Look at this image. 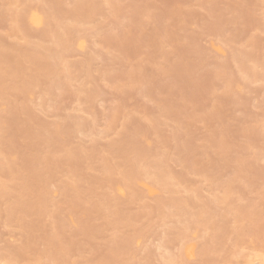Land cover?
<instances>
[{"label": "rangeland", "instance_id": "1", "mask_svg": "<svg viewBox=\"0 0 264 264\" xmlns=\"http://www.w3.org/2000/svg\"><path fill=\"white\" fill-rule=\"evenodd\" d=\"M76 1L0 0L1 55H8L10 51L13 54L14 47L19 49L28 47L35 54L32 60L28 59V62L24 60L16 69L12 67L15 70L8 69L9 66L5 67L4 61L0 62L2 65L0 69L5 68L0 70L3 72L0 76L3 78H0V106L5 105V110L0 108V164H4L1 165L4 168L0 166V189L4 188L3 185L9 189L0 190V248L16 245L22 238L23 234L18 226H26L30 218L23 215L17 222L12 219L13 217H7V213L10 216L14 215L9 213L10 206L13 207L15 203L12 196L17 195L20 186L27 180L26 173L31 168L29 167L31 162H40L39 166L34 165L32 169L38 166L40 175L44 174L42 178L48 192L53 189L59 192L54 199L58 201L56 205L58 207L55 208L54 205L51 208L50 205L48 207L50 212L47 209L39 217L37 230L33 233L35 248L32 246V249L34 248L32 254L30 250L29 253L31 259H34L35 255H40L41 260L29 261L30 264H54L50 256H45L48 248L44 245L43 239L51 236L53 238V235L56 237V231L60 232L61 236L66 233L65 239L67 241L70 239L71 242L66 264L85 262L172 264L171 260L177 261L180 244L195 227L199 229L195 238L188 240L192 243L197 242L196 245L199 247L207 246H204L208 248L207 254L197 253V257L190 258L183 264H215V262L245 264L243 255L249 252V241L254 237L252 230L261 235L258 236L259 239L254 238V241L264 240L262 231L264 226V123L262 122L264 121V0H81L82 3L79 2L80 0L79 3ZM34 6L44 12L47 20L39 30L34 28L25 30L20 24L22 22L19 21L16 26L23 28L22 34L16 30L15 24H12V17L18 10L22 12ZM49 14L53 16L50 17ZM74 18L80 21L77 23ZM59 29L66 30L72 45L83 37L86 41L85 49L80 51L73 46L65 48L66 50L60 48V44L53 36V33ZM35 46L37 50L33 49ZM218 47L225 52L224 55L217 49ZM43 56L48 66L52 67L55 63L54 66L59 68L57 74L46 73L45 70L43 72L46 74L42 72L36 77L33 70L29 71L34 64L33 60L38 57L44 58ZM64 62L69 63L68 67L71 70L68 72L71 74L63 71L61 64H65ZM129 65L136 67L132 79H127L128 76L125 75ZM252 66H256V72L250 75L248 71ZM235 83H238L241 89L238 90ZM229 84L231 87L228 86ZM28 91L32 93V99L27 96ZM91 108L94 109L91 111ZM112 113L115 115L113 123L108 126L106 124ZM123 117L126 120H123ZM55 124L61 126L60 131L64 130L59 136L55 134ZM137 132L138 135L140 132L146 133L144 135L147 136L146 139L153 143L148 147L142 139V142L144 141L142 145L136 135ZM117 135L121 140L116 137ZM134 137L138 139L135 141ZM113 140L115 142L119 140L118 142L123 145L134 141L135 144L144 147H139L142 153H137V156L133 153L124 154ZM31 152L32 154H29ZM14 153L16 158L11 160ZM124 155L128 156L126 159L130 158L129 161L132 157L131 169L133 173H138L136 174L138 179H143L145 183L156 187L158 185L151 177H148L149 179L144 177L146 170L148 173L153 172V168H149L150 170L146 168L150 166L149 162L156 160L157 164L159 162L160 165L163 164V178H166L165 180L162 178V182L166 184L172 182L168 177L171 174L176 181H180L181 186L175 188L171 185L172 189L167 187L171 191L173 188L177 190L168 193V189L163 191L158 185L159 194L149 196L143 192L132 200L127 197L128 199L123 198L125 199L123 201L119 198L116 202L111 200V203L101 202L103 194L108 191L109 194L110 191L113 192L111 186L107 185L108 182L113 186L119 182L125 192L130 191L128 187L123 186V179L118 173L123 167ZM48 156L50 158H47ZM44 158L49 162L44 163ZM101 159L106 161V169L104 167L103 171L99 166ZM7 164L10 166L8 167ZM10 167L14 171L19 167V170L10 173L8 172ZM77 176L82 179H77ZM96 180L98 183L95 182ZM203 184L205 186H202ZM184 186L188 189H183ZM225 187L227 189L223 191ZM193 188L197 190L195 199L192 197L195 193L192 192ZM226 191L229 192L225 193ZM223 195H226V199ZM171 197L175 199L172 200ZM68 200L71 204H76H73L75 207L69 208L71 204ZM187 201L189 204H186ZM178 202L183 205L179 206ZM248 204L256 210V216L251 217L252 221L250 216L243 215L240 210L248 207ZM14 206L16 209L14 207L12 209L18 210L19 204ZM201 206L204 208L202 209ZM198 207L205 211L201 223L195 221V216H192V212L197 213L194 209L198 211ZM68 212L72 215L76 227L68 224L65 216ZM236 216L240 218V222ZM63 218L65 222L67 221V225L63 223ZM60 223L63 224L61 228ZM209 223L210 226L215 224L217 230H225L224 233L220 230L215 233L216 236L213 235L214 231L209 230ZM53 225H56V229ZM234 226H239L238 230L241 228L239 231L242 230V235L236 236L237 233H231ZM238 237L240 240L242 238L243 244L240 245L242 247H234ZM115 240L116 243L113 245ZM237 250H241L243 255L236 260L232 253ZM221 258L226 260L223 262Z\"/></svg>", "mask_w": 264, "mask_h": 264}, {"label": "bare ground", "instance_id": "2", "mask_svg": "<svg viewBox=\"0 0 264 264\" xmlns=\"http://www.w3.org/2000/svg\"><path fill=\"white\" fill-rule=\"evenodd\" d=\"M75 1V0H74ZM79 0H77L76 2L77 3H79V2H81V0L78 2ZM83 1V0H82ZM232 2V1H231ZM82 3V2H81ZM83 3H85V2H83ZM233 3H234V1H233ZM243 3V2H242ZM76 4V3H75ZM93 4V3H92ZM248 4V3H247ZM77 5V4H76ZM231 5V4H230ZM234 5H236V4H234ZM81 7V6H80ZM240 7V6H239ZM15 8H17V7H15ZM250 9V8H249ZM16 11H17V9H16ZM89 11V10H88ZM140 11H141V9H140ZM21 11H17V12H15L14 13V15H13V17H12V24L14 25V27L16 28V30L17 31H19L20 33H22L23 31H22V29L23 28H20L19 26L17 27L16 25V23H19V21H21L22 23H20V24H22V27H25L24 29L26 30V29H29V28H34L35 30H39V29H42V26H43V24H44V21L45 20H47V17L45 16V14H44V12L39 8V7H37V6H34V7H28V8H26L25 10H23L21 13H20ZM139 12V11H138ZM246 12V11H245ZM253 13V12H252ZM52 14V13H51ZM89 14V13H88ZM0 15H1V13H0ZM50 15V14H49ZM53 15H50V17H52ZM1 17V16H0ZM75 17V16H74ZM77 17V16H76ZM55 18V17H54ZM75 19V18H74ZM53 20V19H52ZM71 20V19H70ZM75 20H77V23H78V21H80V19H75ZM81 21H82V19H81ZM239 21V20H238ZM76 22V21H75ZM84 23V22H83ZM86 23H87V21H86ZM252 23V22H251ZM56 24V23H55ZM12 25V26H13ZM48 25V24H47ZM60 25V24H59ZM137 25V24H136ZM261 26V25H260ZM55 27V26H54ZM126 27V26H125ZM140 27V26H139ZM53 28V27H52ZM57 29H58V25H57V27H56ZM71 28L72 27H70V30H71ZM138 28V27H137ZM142 28V27H141ZM65 29V28H64ZM68 29V27L66 28V30ZM66 30H62L61 31V29H59V30H56V32H58V33H53V36H55V38H56V40H57V43H59L60 44V48H63V50L66 48L67 49V47L69 48V46H73L74 47V49H77V50H80V51H83L84 49H85V46H86V41H85V39L82 37V38H79L78 40H76L74 43H73V45H72V43H70V40H69V38H68V35H67V33H66ZM126 30V29H125ZM16 31V32H17ZM22 31V32H21ZM54 31H55V29H54ZM61 31V32H60ZM68 31V30H67ZM119 32H120V30H119ZM43 33V32H42ZM69 33V32H68ZM14 34V33H13ZM23 34V33H22ZM70 34H71V32H70ZM117 34H118V32H117ZM120 34V33H119ZM125 34H126V31H125ZM124 34V35H125ZM138 34V33H137ZM123 35V34H122ZM113 36V35H112ZM126 36V35H125ZM133 37V36H132ZM139 37V36H138ZM25 38V37H24ZM71 38V37H70ZM106 38V37H105ZM113 39V38H112ZM252 39V38H251ZM71 41H72V39H71ZM121 41V40H120ZM42 42V41H41ZM56 42V41H55ZM124 42V41H123ZM127 42V41H126ZM129 42V41H128ZM39 43V42H38ZM56 43V44H57ZM41 44V43H40ZM132 45H133V43H132ZM130 46V45H129ZM253 46H254V44H253ZM34 47V46H33ZM38 47H39V45H38ZM15 48V50L14 49H12V50H14L13 52L15 53H13V54H11L12 52L10 51L9 52V54L8 55H1V52H0V62L1 61H4V66L5 67H8V69H11L12 67L13 68H15L16 69V67H18V65H22V62L25 60V61H27L28 62V59L29 60H32L31 58H32V56H34L35 54L34 53H32V52H34L33 50H30V48H28L27 47V49L26 48H22L21 49V47H20V49L17 47H14ZM32 48V47H31ZM254 48V47H253ZM33 49H36V46H35V48H33ZM65 49V50H66ZM73 49V48H72ZM220 52H223V50L220 48V47H218L217 48ZM37 50V49H36ZM35 50V51H36ZM59 50H61V49H59ZM59 50H58V52H59ZM48 51V50H47ZM126 51V50H125ZM52 52H53V50H52ZM61 52H62V50H61ZM191 52V51H190ZM49 53V52H48ZM51 53V52H50ZM224 53L225 52H223V54L222 55H224ZM3 54V53H2ZM56 55H57V53H55ZM192 54V53H191ZM196 54V53H195ZM59 55H60V53H59ZM59 55L57 56L58 58H59ZM62 55V54H61ZM40 56V55H39ZM50 57H51V55H49ZM198 56V55H197ZM257 56V55H256ZM44 58H35V60H33L34 61V64L36 65V66H34L33 67V65L34 64H32V69L30 68V70L29 71H31V70H33V72L35 73V75H36V77L38 76V74L40 73H42L43 71H45L46 70V73L47 72H50V74L51 73H55V74H57V72L59 71V68L57 67V66H54L55 65V63H53V66L52 67H50V65L48 66V63H47V60L45 59V56H43ZM53 57V56H52ZM192 57V56H191ZM190 57V58H191ZM128 58V57H127ZM258 58V57H257ZM256 58V59H257ZM46 61H45V60ZM50 59V58H49ZM124 59H125V57H124ZM255 59V58H254ZM260 59V58H259ZM69 60V59H68ZM91 60V59H90ZM130 60V59H129ZM192 60V59H191ZM195 60V59H194ZM55 61V60H54ZM65 61V60H64ZM85 61V60H84ZM179 61V60H178ZM186 61V60H185ZM188 61V60H187ZM264 61V60H263ZM36 62L38 63V64H36ZM62 62V61H61ZM60 62V63H61ZM66 62V61H65ZM64 62V63H65ZM39 63H42L41 65H39ZM131 63V62H130ZM179 63H181V62H179ZM194 63V62H193ZM30 64V63H29ZM50 64V63H49ZM59 64V63H58ZM69 64V63H68ZM68 64H61V67H62V69H63V71L65 70V72L67 71L68 72V70L70 71L71 69H69V67H68ZM163 64H165V63H163ZM188 64V63H187ZM256 64V63H255ZM31 65V64H30ZM29 65V66H30ZM63 65V66H62ZM89 65V64H88ZM87 65V66H88ZM159 65V64H158ZM190 65V64H189ZM188 65V66H189ZM3 66V67H4ZM59 66H60V64H59ZM130 66V65H129ZM173 66H175V65H173ZM181 66H182V68H183V65L181 64ZM195 66V65H194ZM246 66H248V65H246ZM245 66V67H246ZM61 67H60V69H61ZM244 67V66H243ZM0 68H2V65H0ZM12 68V69H13ZM70 68H72V66L70 67ZM91 68V67H90ZM172 68V67H171ZM186 68V67H185ZM220 68V67H219ZM218 68V69H219ZM249 68H250V70H249ZM249 68H247V70L246 71H248L249 73H250V75H253L256 71V66H252V67H249ZM15 69H13V70H15ZM27 69V68H26ZM139 69V68H138ZM158 69V68H157ZM242 69H246V68H242ZM0 70H5V68L4 69H0ZM28 70V69H27ZM134 70H136V67L134 68L133 66H130L129 68H128V71H126L125 73V75L126 76H128V77H126L127 79H129V78H131L132 79V76H133V74H134ZM178 70H179V68H178ZM190 70V69H189ZM216 70V69H215ZM223 70V69H222ZM8 71H10V73H14V72H12L11 70H8ZM25 71V70H24ZM61 71V70H60ZM159 71H161V70H159ZM182 71V70H181ZM181 71H177V72H181ZM188 71V70H187ZM186 71V72H187ZM194 71V70H193ZM199 71V70H198ZM217 71V70H216ZM224 71V70H223ZM137 72H139V71H137ZM136 72V73H137ZM241 72H243V70H241ZM3 72H1L0 71V76H2L1 74H2ZM30 73V72H29ZM44 73V72H43ZM46 73H44V74H46ZM68 73H70L71 74V72H68ZM104 73V72H103ZM122 73V72H121ZM140 73V72H139ZM189 73V72H188ZM187 73V74H188ZM197 73V72H196ZM204 73V72H203ZM252 73V74H251ZM24 74V73H23ZM27 74V73H26ZM65 74V73H64ZM248 74V73H247ZM28 75V74H27ZM137 75V74H136ZM190 75H191V73H190ZM195 75V74H194ZM242 75H243V73H242ZM30 76V75H29ZM66 76V75H65ZM67 76H68V74H67ZM121 76H123V75H121ZM138 76V75H137ZM199 76V75H198ZM197 76V77H198ZM32 77V76H31ZM35 77V78H36ZM44 77V76H43ZM43 77L41 78V79H43ZM100 77V76H99ZM101 77H104V76H101ZM134 77V76H133ZM191 77H193V74L191 75ZM1 78V77H0ZM67 78V77H66ZM145 78V77H144ZM194 78V77H193ZM207 78V77H206ZM1 79H3V78H1ZM37 79V78H36ZM26 80V79H25ZM30 80V79H29ZM32 80V79H31ZM86 80V79H85ZM193 80V79H192ZM65 81H66V79H65ZM106 81V80H105ZM194 81V80H193ZM201 81V80H200ZM203 81V80H202ZM67 82V81H66ZM89 82H91V80L89 81ZM117 82V81H116ZM121 83V82H120ZM119 83V84H120ZM126 83H128V82H126ZM146 83V82H145ZM200 83V82H199ZM202 83V82H201ZM232 83V82H231ZM122 84H124V83H122ZM236 84V83H235ZM238 84V83H237ZM236 84V86H237V88H238V90L239 89H241V86L238 84L237 85ZM121 85V84H120ZM120 85H118L119 87H120ZM204 86H205V84H203ZM215 85V84H214ZM60 86H62V85H60ZM129 86V85H128ZM208 86H210V85H208ZM229 87H231L230 86V84L228 85ZM227 86V87H228ZM49 87V86H48ZM117 87V86H116ZM119 87H117V88H119ZM121 87H123V86H121ZM144 87V86H143ZM193 87V86H192ZM198 87H199V85H198ZM201 87H203V86H201ZM216 87V86H215ZM132 88V87H131ZM130 88V89H131ZM218 88V87H217ZM215 89V88H214ZM229 89H231V88H229ZM95 90V89H94ZM123 90V89H122ZM127 90V89H126ZM92 91V90H91ZM128 91V90H127ZM209 91V90H208ZM141 92V91H140ZM204 92H205V90H204ZM77 93V92H76ZM129 93V92H128ZM226 93H227V91H226ZM233 93V92H232ZM26 94H28L27 96L30 98V99H32V93H30L29 91L26 93ZM100 94V93H99ZM76 95V94H75ZM82 95H84V94H82ZM228 95V94H227ZM98 96V95H97ZM125 96H126V94H125ZM215 96V95H214ZM213 96V97H214ZM229 96V95H228ZM79 97V96H78ZM230 97V96H229ZM89 98H91V96H89ZM89 98H87L88 100H90ZM231 98V97H230ZM78 99V98H77ZM82 99V98H81ZM86 99V98H85ZM92 99V98H91ZM120 101V100H119ZM90 102V101H89ZM178 102V101H177ZM180 102V101H179ZM78 103V102H77ZM117 103V102H116ZM220 103V102H219ZM170 104H172V103H170ZM174 104V103H173ZM7 105V104H6ZM86 105V104H85ZM162 105V104H161ZM172 106V105H171ZM91 107V106H90ZM115 107V106H114ZM116 107H117V105H116ZM213 107H215V106H213ZM0 108L3 110H5V105H2L1 104V106H0ZM161 108V107H160ZM218 108H220L219 106H218ZM26 109V108H25ZM88 109V108H87ZM92 109H94V108H91V111H92ZM167 109V108H166ZM182 109V108H181ZM80 110V109H79ZM125 111H126V109H125ZM183 111V110H182ZM185 111V110H184ZM214 111V110H213ZM212 111V112H213ZM218 111V110H217ZM216 111V112H217ZM1 112H3V111H1ZM116 112V111H115ZM123 112V111H122ZM176 112V111H175ZM86 113V112H85ZM114 113V112H113ZM112 113V115H111V118H109V121H108V124H106V125H108V126H110V124L111 123H113V116H115L114 114ZM221 113V112H220ZM94 114V113H93ZM107 114V113H106ZM124 114V113H123ZM217 114H218V112H217ZM20 115V114H19ZM219 115V114H218ZM105 116V115H104ZM110 116V115H109ZM130 116V115H129ZM208 116H210V115H208ZM76 117V116H75ZM30 118V117H29ZM70 118V117H69ZM124 118V117H123ZM27 119V118H26ZM149 119V118H148ZM187 119V118H186ZM185 119V120H186ZM189 119V118H188ZM263 119V118H262ZM123 120H126L125 118L123 119ZM93 121V120H92ZM129 121H130V119H129ZM91 122V121H90ZM116 122V121H115ZM122 122V121H121ZM149 122V121H148ZM147 122V123H148ZM152 122V121H151ZM246 122V121H245ZM263 123H264V121H262ZM58 123V122H57ZM86 123V122H85ZM251 123H252V121H251ZM52 124H54V123H52ZM62 124V123H61ZM80 124H82L81 122H80ZM95 124V123H94ZM93 124V125H94ZM120 124V123H119ZM179 124V123H178ZM241 124V123H240ZM56 126H54L55 127V134H57L58 136L59 135H61V131H60V129H61V126L59 125V124H55ZM3 126V125H2ZM48 126H49V124H48ZM52 126V125H51ZM79 126H81V125H79ZM82 126H83V124H82ZM135 126H137V125H135ZM224 126V125H223ZM226 126V125H225ZM239 126V125H238ZM19 127V126H18ZM30 127V126H29ZM77 127V126H76ZM104 127V126H103ZM128 127V126H127ZM131 127V126H130ZM146 127V126H145ZM187 127V126H186ZM222 127V126H221ZM242 127V126H241ZM255 127V126H254ZM262 127V126H261ZM3 128V127H2ZM99 128V127H98ZM150 128V127H149ZM47 129V128H46ZM97 129V128H96ZM255 129V128H254ZM253 129V130H254ZM258 129V128H257ZM95 130V129H94ZM186 130V129H185ZM260 130V129H259ZM262 130V129H261ZM64 131V130H63ZM62 131V132H63ZM87 131V130H86ZM89 131V130H88ZM119 131V130H118ZM144 131V130H143ZM187 131V130H186ZM210 131H212V129L210 130ZM220 131V130H219ZM249 131V130H248ZM37 132V131H36ZM98 132V131H97ZM108 132V131H107ZM121 132V131H120ZM250 132V131H249ZM89 133V132H88ZM119 133V132H118ZM126 133V132H125ZM145 133V132H144ZM222 133V132H221ZM247 133V132H246ZM35 134V133H34ZM62 134H64V133H62ZM66 134V133H65ZM121 134H122V132H121ZM131 134V133H130ZM136 134V133H135ZM140 135H138V132H137V134L136 135H138V137H139V141H140V143H142V145L144 144V143H146L145 145L146 146H148V145H150L151 143H153V142H151V140H149V139H146V137L147 136H144L145 134H143L142 132H140L139 133ZM227 134V133H226ZM250 134H251V132H250ZM28 135V134H27ZM42 135V134H41ZM69 135V134H68ZM119 135V134H118ZM116 136V137H119V140H121V137L120 136ZM185 135V134H184ZM216 135V134H215ZM29 136V135H28ZM57 136V137H58ZM97 136V135H96ZM102 136H103V134H102ZM124 136H125V134H124ZM124 136H123V139H124ZM131 136V135H130ZM45 137H47V136H45ZM51 137V136H50ZM112 137H114V136H112ZM133 137V136H132ZM138 137H136V139H135V137L133 138V139H135V141L138 139ZM67 139H68V137H67ZM130 139H131V137H130ZM142 139L143 140H145V142L143 143L142 142ZM61 140V139H60ZM65 140V139H64ZM63 139H62V141H64ZM117 140V139H116ZM118 140V141H119ZM211 140V139H210ZM222 140V139H221ZM114 141V140H113ZM115 142L116 143V145L118 146L119 145V148H121L120 150L121 151H123L124 152V154L126 153V154H131V153H133L134 155H136L137 153H142L141 151L142 150H140V148L139 147H141V146H139L138 145V143H136L135 144V142L134 141H132V143H129V144H127V145H123V144H121L120 142ZM138 141V142H139ZM45 142V141H44ZM109 142V141H108ZM207 142V141H206ZM246 142V141H245ZM61 143V142H60ZM63 143V142H62ZM69 143V142H68ZM67 143V144H68ZM220 143H222V142H220ZM219 143V144H220ZM66 144V142L64 143V145ZM70 144V143H69ZM90 144H92V143H90ZM109 144V143H108ZM36 145V144H35ZM59 145H62V144H59ZM80 145V144H79ZM88 145V144H87ZM110 145V144H109ZM114 146H115V144H113ZM206 145V144H205ZM67 146V145H66ZM74 146V145H73ZM116 146V147H117ZM179 146V145H178ZM193 146V145H192ZM198 146V145H197ZM215 146V145H214ZM37 147V146H36ZM70 147V146H69ZM142 147H144V146H142ZM149 147V146H148ZM205 147V146H204ZM31 148V147H30ZM30 148H28V149H30ZM43 148V147H42ZM110 148V147H109ZM188 148V147H187ZM229 148H231V147H229ZM66 149H68V148H66ZM81 149V148H80ZM94 149V148H93ZM117 149H118V147H117ZM143 149V148H142ZM244 149V148H243ZM242 149V150H243ZM32 150V149H31ZM105 150V149H104ZM110 150V149H109ZM116 150V149H115ZM222 150V149H221ZM249 150H250V148H249ZM48 151V150H47ZM57 151V150H56ZM71 151V150H70ZM82 151V150H81ZM111 151V150H110ZM120 151V152H121ZM247 151V150H246ZM28 152V151H27ZM35 152H37L36 150H35ZM34 152V153H35ZM117 152V151H116ZM129 152V153H128ZM143 152H144V150H143ZM182 152V151H181ZM207 152V151H206ZM77 153V152H76ZM75 153V154H76ZM84 153V152H83ZM87 152L85 151V155H87L86 154ZM92 153V152H91ZM236 153V152H235ZM249 153V152H248ZM6 154V153H5ZM15 154L16 153H14V155H12L11 156V160H15ZM29 154H32V152L31 153H29ZM68 154H69V152H68ZM71 154H72V156H73V152H71ZM70 154V155H71ZM115 154V153H114ZM223 154V153H222ZM246 154V153H245ZM262 154H263V152H262ZM9 155V154H8ZM7 155V156H8ZM34 155V154H33ZM69 155V156H70ZM77 155V154H76ZM79 155V154H78ZM84 155V156H85ZM88 155H89V153H88ZM141 155H143V154H141ZM197 155V154H196ZM217 155V154H216ZM240 155V154H239ZM47 156V155H46ZM68 156V155H67ZM137 156V155H136ZM135 156V157H136ZM144 156V155H143ZM142 156V157H143ZM202 156V155H201ZM214 156V155H213ZM212 156V157H213ZM253 156V155H252ZM2 157V156H1ZM5 157L6 156H4L3 158L5 159ZM35 157V156H34ZM64 157H65V155H64ZM74 157V156H73ZM82 157V156H81ZM93 157V156H92ZM100 157V156H99ZM126 157H128L127 155H124L123 156V167H122V169H121V171H119L118 173L120 174V176H121V178L123 179V181H122V184H124L123 186H126V187H128V189L130 190V191H128L129 192V194H128V192H125L124 190H123V187H120V185H119V182H117L116 184H114V186L113 185H110V183L108 182V186H111V190L113 191L112 193H113V196H112V193H111V191H110V194H109V191L107 192L109 195H111L110 197H109V195L107 194V193H105V194H107L106 196H105V194H103L104 196L100 199L101 200V202H103V201H106V202H108V203H111V201L113 202H116L119 198H121V201H123V200H125V199H128L127 197H130L129 199L130 200H132L133 199V197H135V196H137L138 194H142L143 192H146L145 193V195H152V194H159V192H160V190H159V186H161L162 188H163V191H165V189L167 190L171 185H172V187L173 186H175V188L177 187V186H181V183H180V181L178 182V181H176L175 180V178H173V175H171V174H167L168 175V177L171 179V181L172 182H170V183H168V184H166V183H164V182H162L163 181V179L164 178H166V177H164L163 178V176H164V172H163V167H162V165L163 164H161L160 165V162H159V160H158V162H159V164H157L156 163V160H154L155 162H149L150 163V166L148 167H146V168H148V170H150L149 168H153V172H151V173H148V171L146 170L145 171V174H144V177H151L152 179H153V181L156 183V184H158L157 185V187L156 186H154V185H150V184H147V183H145L144 182V180L143 179H138V177L136 176V174H138V173H133L134 171L131 169L132 167L130 166L131 164H130V162H132L133 160H132V157H131V160L129 161V159L130 158H127L126 159ZM130 157V156H129ZM148 157V156H147ZM203 157V156H202ZM248 157H250V156H248ZM257 157V156H256ZM3 158H2V160H3ZM46 158V157H45ZM45 158H44V160H45ZM47 158H50V156H48ZM76 158V157H75ZM105 158V157H104ZM117 158V157H116ZM163 158V157H162ZM161 158V159H162ZM200 158V157H199ZM220 158V157H219ZM222 158V157H221ZM225 158V157H224ZM8 159H9V157H8ZM53 159V158H52ZM51 159V160H52ZM67 159H68V157H67ZM67 159H65V160H67ZM90 159V158H89ZM97 159H99L98 157H97ZM107 159V158H106ZM134 159V158H133ZM218 159V158H217ZM246 159H247V157H246ZM249 159V158H248ZM1 160V159H0ZM6 160H7V158H6ZM47 160L48 159H46L45 161H43L44 163H48L47 162ZM55 160V159H54ZM163 160V159H162ZM200 160V159H199ZM206 160V159H205ZM20 161V160H19ZM33 161V160H32ZM35 161V160H34ZM73 161V160H72ZM71 161V162H72ZM75 161H77V160H75ZM75 161H74V163H75ZM85 161V160H84ZM83 161V162H84ZM88 161V160H87ZM135 161V160H134ZM201 161V160H200ZM236 161V160H235ZM3 162H4V160H3ZM10 162V161H9ZM8 162V163H9ZM30 162V161H29ZM36 162V161H35ZM42 162V161H41ZM51 162V161H50ZM57 162V161H56ZM70 162V161H69ZM114 162V161H113ZM162 162V161H161ZM205 162V161H204ZM224 162V161H223ZM7 163V162H6ZM21 163V162H20ZM33 163V164H32ZM40 163V162H39ZM39 163H34V162H31V166H29V167H31L30 168V170L26 173L27 174V180L20 186L21 187V189H20V191L17 193V195L15 196V197H13L12 196V198H14V202L15 203H17V204H19V208H18V210H14V209H12L13 207L16 209V206H14V205H17V204H15L14 203V205H12V203H11V205L13 206V207H11L10 205V208H11V210H13V211H11L10 210V212L9 213H12V214H14V215H12V216H10V214H8L7 213V217L9 216V217H13L12 219L13 220H15V221H17V222H19L20 220V218L23 216V215H26V216H28L30 219H29V221L27 222V224H26V226H18V228H20L21 229V233L23 234L22 235V238L20 239V242L18 243V244H16V245H11V246H8V247H5V248H3V249H1L0 248V264H30L29 263V261H38V260H41V256L40 255H35L34 256V259H31L32 257L30 256V253H31V251L35 248V246H34V243H35V241H34V232L37 230V226H38V224H39V221H40V219H39V217H41V215L47 210V211H49L50 212V210H49V208L48 207H50V205H52L51 206V208L55 205V208L56 207H58V206H56L57 205V203H58V201L56 202V201H54V199L55 198H57V196H58V194H59V192L57 191V190H54L53 189V191H47L46 190V188H45V184H44V179L42 178L43 177V175L41 176L40 175V171L38 170L39 169ZM77 163V162H76ZM80 162H78V164H79ZM110 163H111V161H110ZM138 163V162H137ZM143 163H144V161H143ZM148 163V162H147ZM148 163V164H149ZM202 163V162H201ZM207 163V162H206ZM243 163V162H242ZM245 163V162H244ZM263 163V162H262ZM15 164V163H14ZM19 164V163H18ZM81 164V163H80ZM145 164V163H144ZM233 164V163H232ZM1 165H3L4 166V164H0V166ZM34 165H38L37 166V168H36V166H35V168H33L32 169V166L34 167ZM107 165H109V162H108V160H107ZM113 166H114V164H112ZM133 165H135V164H133ZM140 165V164H139ZM194 165V164H193ZM7 166L9 167L10 165H8L7 164ZM11 166L13 167H15V165H12L11 164ZM45 166H47V164H45ZM99 166H101L102 167V171L103 170H105L106 169V161H105V159L103 160V159H101V162L99 161ZM136 166V165H135ZM142 166V165H141ZM167 166V165H166ZM201 166V165H200ZM232 166V165H231ZM238 166V165H237ZM242 166V165H241ZM253 166V165H252ZM2 167V166H1ZM6 167V166H5ZM19 167H20V165H19ZM19 167H18V169H16L15 168V170L17 171V170H19ZM42 167H44V165L42 166ZM73 167V166H72ZM101 167H100V169H101ZM104 167H105V169H104ZM111 167V166H110ZM109 167V168H110ZM120 167V166H119ZM119 167H117L118 169H120ZM2 168H4V167H2ZM108 168V169H109ZM212 168V167H211ZM6 169H8L7 167H6ZM200 169H201V167H200ZM1 170V169H0ZM45 170V169H44ZM48 170V169H47ZM71 170V169H70ZM152 170V169H151ZM208 170V169H207ZM215 170V169H214ZM16 171H14V170H12L11 169V167H10V171H8V172H10V173H12V172H16ZM25 171V170H24ZM51 171H53V170H51ZM74 171V170H73ZM72 171V172H73ZM136 171V170H135ZM216 171V170H215ZM263 171V170H262ZM75 172V174H76V171H74ZM74 172H73V176L75 177V174H74ZM106 172V171H105ZM108 172V171H107ZM210 172V171H209ZM111 173V172H110ZM205 173V172H204ZM263 173H264V171H263ZM19 174V173H18ZM46 174H49V173H46ZM72 174V173H71ZM115 174V173H114ZM247 174V173H246ZM78 175V174H77ZM209 175H211L210 173H209ZM234 175V174H233ZM16 176V175H15ZM212 176V175H211ZM6 177V176H5ZM8 177V176H7ZM78 177V178H77ZM76 178L77 179H80L81 177H79V176H77ZM82 177H84L85 178V176H82ZM235 177V176H234ZM254 177V176H253ZM261 177V176H260ZM13 178V177H12ZM47 178V177H46ZM75 178V179H76ZM83 178V179H84ZM90 178V177H89ZM163 178V179H162ZM212 178V177H211ZM82 179V178H81ZM96 179H98V178H96ZM149 179V178H148ZM173 179V180H172ZM5 180V179H4ZM146 180V179H145ZM165 180V179H164ZM178 180V179H177ZM208 180H209V178H208ZM98 181H99V179H98ZM98 181L96 180L95 182H97L98 183ZM108 181V180H107ZM112 182V181H111ZM114 182V181H113ZM229 182V181H228ZM1 183V182H0ZM87 183H89V182H87ZM91 183V182H90ZM105 183V182H104ZM226 183V182H225ZM63 184V183H62ZM64 184H65V186H67L66 185V182H64ZM63 184V185H64ZM68 184V183H67ZM102 184V182H100V185ZM206 184V183H205ZM216 184V183H215ZM62 185V186H63ZM89 185V184H88ZM207 185V184H206ZM231 185V184H230ZM69 186V185H68ZM73 186V185H72ZM202 186H205L204 184L202 185ZM3 187L4 188H2L1 187V189L0 190H3V191H6V190H9V189H6V187L3 185ZM19 187V188H20ZM58 187H60V186H58ZM64 187V186H63ZM63 187H62V189H63ZM168 187V188H167ZM183 187V186H182ZM185 187V186H184ZM223 187V186H222ZM109 188V187H108ZM170 189H172L171 187H170ZM170 189H168V193H170V192H177V190H174V188H173V190L171 191ZM183 189H188V188H183ZM208 189V188H207ZM224 189H227L226 187L225 188H223V191H224ZM74 190V189H73ZM78 190V189H77ZM82 191V190H81ZM162 191V192H163ZM196 189L195 188H193V190H192V192L194 193L193 195L194 196H192V197H194V199L197 197V193H196ZM231 191V190H230ZM115 192H116V194L117 195H115ZM210 192V191H209ZM229 191H226L225 193H228ZM1 193V192H0ZM63 193V192H62ZM208 193V192H207ZM233 193V192H232ZM174 194V193H173ZM213 195V194H212ZM11 196V195H10ZM100 196V195H99ZM117 196V197H116ZM215 196V195H214ZM226 195H223V198L224 199H226V197H225ZM227 196H228V194H227ZM166 197V196H165ZM6 198V197H5ZM4 198V199H5ZM11 198V197H10ZM123 198H125V199H123ZM170 198V197H169ZM172 198H174V197H171V199ZM189 198V197H188ZM187 198V199H188ZM230 198V197H229ZM161 199V198H160ZM166 199V198H165ZM171 199H169V200H171ZM175 199V198H174ZM174 199H172V200H174ZM186 199V200H187ZM209 199V198H208ZM212 199V198H211ZM215 199H217V198H215ZM223 199V200H224ZM72 200V199H71ZM111 200V201H110ZM186 200H184V201H186ZM193 200V199H192ZM219 200V199H218ZM11 201V200H10ZM12 201V202H13ZM69 202L68 203H70V200H68ZM78 201V200H77ZM96 201V200H95ZM127 201H129V200H127ZM189 201V200H188ZM188 201L186 202V204L188 203ZM227 201V203H229V201L228 200H226ZM64 202V201H63ZM100 202V201H99ZM119 202V201H118ZM171 202V201H170ZM176 202V201H175ZM175 202H174V204H175ZM181 202V201H180ZM196 202V201H195ZM4 203V202H3ZM6 203V202H5ZM157 203V202H156ZM169 203V202H168ZM179 203V202H178ZM184 203V202H183ZM201 203V202H200ZM227 203H225V205L227 204ZM240 203V202H239ZM71 204V203H70ZM74 203H72L71 205H69V208L71 207L72 208V206L73 207H75L74 205H76V204H74ZM94 204V203H93ZM98 204V203H97ZM173 204V205H174ZM185 204V203H184ZM189 204V203H188ZM191 204H192V202H191ZM224 204V203H223ZM230 204H231V202H230ZM2 205V204H1ZM62 205V204H61ZM181 205H183V204H181ZM180 205V203H179V206H181ZM208 205V204H207ZM97 205H95V207H96ZM169 206H171V203L169 204ZM175 206H176V204H175ZM174 206V207H175ZM185 206V205H184ZM189 206V205H188ZM206 206V205H205ZM237 206V205H236ZM6 207V206H5ZM173 207V208H174ZM194 207H195V205H194ZM202 207V209L204 208L203 206H201ZM201 207H198L197 209H198V211H196V209H194L195 210V212H197V213H195L194 214V212H192L193 213V217L194 218H196V220L195 221H198L199 223H201L203 220H204V214H205V211L204 210H202V209H200ZM207 207V206H206ZM210 207V206H209ZM212 207V206H211ZM239 207H241V206H239ZM9 208V207H8ZM62 208V207H61ZM64 208V207H63ZM149 208L152 210V207L151 206H149ZM158 208V207H157ZM176 208V207H175ZM188 208V207H187ZM187 208H185V209H187ZM192 208V207H191ZM223 208V207H222ZM221 208V209H222ZM259 208V207H258ZM54 209V208H53ZM83 209V208H82ZM178 209H180V207H178ZM177 209V210H178ZM208 209V208H207ZM212 209V208H211ZM236 209V208H235ZM238 209V208H237ZM52 210V209H51ZM58 210V209H57ZM85 210V209H84ZM100 210V209H99ZM173 210V209H172ZM177 210H175V211H177ZM181 210H183V209H181ZM226 210V209H225ZM241 210V213L243 214V215H247V216H250V218L252 217H255L256 215H255V212H256V210H255V208L254 207H252V206H250L249 204H248V207H246V208H242V209H240ZM240 210L238 211V213L240 212ZM5 211V210H4ZM15 211V212H14ZM207 211V210H206ZM14 212V213H13ZM52 212H54L53 210H52ZM56 212H58L59 213V211H56ZM61 212H64V210L62 211L61 210ZM60 212V213H61ZM67 212V211H66ZM178 212V211H177ZM189 212V211H188ZM221 212V211H220ZM6 213V212H5ZM169 213H171V211L169 210ZM176 213V212H175ZM185 213V212H184ZM208 213V211L206 212V214ZM237 213V214H238ZM36 214V215H35ZM62 214V213H61ZM83 214V213H82ZM81 214V215H82ZM191 214V213H190ZM232 214V213H231ZM260 214H262V213H260ZM6 215V214H5ZM35 215V216H34ZM208 215V214H207ZM253 215V216H252ZM255 215V216H254ZM57 216V215H56ZM59 216H60V214H59ZM58 216V217H59ZM65 216L67 217V221H68V224H70V225H73L72 227H76V223L74 222V220H73V217H72V215L68 212V214H65ZM186 216V215H185ZM245 216H243V217H245ZM63 217V216H62ZM184 217V216H183ZM237 217V216H236ZM242 217V216H241ZM43 218V217H42ZM60 218V217H59ZM65 218V217H64ZM63 218V219H64ZM186 218V217H185ZM191 218V217H190ZM209 218V217H208ZM252 218L250 219L251 221H252ZM264 218V217H263ZM61 220H62V218H60ZM236 219V218H235ZM237 219H238V217H237ZM240 219V218H239ZM238 219V221L240 222V220ZM255 219V218H254ZM122 220H123V218H122ZM234 220V219H233ZM5 221H6V219H5ZM10 221H11V219H10ZM67 221L65 222V219H64V221H63V223L65 222V224L67 225ZM180 221V220H179ZM235 221V220H234ZM237 221V220H236ZM235 221V222H236ZM62 222V221H61ZM123 222H124V220H123ZM182 222H183V220H182ZM185 222V221H184ZM233 222V221H232ZM238 222V223H239ZM10 223V222H9ZM41 223H43L42 221H41ZM55 223V222H54ZM59 223V222H58ZM222 223V222H221ZM53 224V223H52ZM234 224V223H233ZM239 224H241V223H239ZM44 225V224H43ZM57 225V224H56ZM56 225H53V228L54 229H56ZM60 225H61V223H60ZM86 225V224H85ZM185 225V224H184ZM223 225H225V224H223ZM237 225V224H236ZM256 225V224H255ZM42 226V225H41ZM45 226V225H44ZM43 226V227H44ZM59 226V225H58ZM58 226H57V228H58ZM78 226V225H77ZM188 226H190V224L188 225ZM219 226V225H218ZM217 226V227H218ZM233 226V225H232ZM242 226V225H241ZM61 227H63V224L60 226V228ZM84 227V226H83ZM208 227H210L209 228V230L211 229V231H214V232H212V234L213 235H215L216 236V234L218 233V231H220L221 229H219V227H218V229L219 230H217L216 229V225L215 224H212L211 226H210V223H209V226ZM227 227V226H226ZM261 227H262V225H261ZM207 228V227H206ZM228 228V227H227ZM227 228H226V230H227ZM238 228H239V226H234V229H233V231L231 232L232 234L233 233H237L236 234V236L238 235V236H240V235H242V230H241V232L238 230ZM249 228V227H248ZM52 229V228H51ZM50 229V230H51ZM53 229V230H54ZM84 229V228H83ZM181 229V228H180ZM183 229H185V228H183ZM198 228L197 227H195V228H193V230L194 231H189L190 233H189V235L188 236H185L186 237V240L185 241H183L181 244H180V249H179V253H177L178 254V256H177V261H174V259L173 260H171V262H172V264H183V262L184 263H186L187 261H189L190 260V258H195V256L197 257L198 256V254H207L206 252H207V249L208 248H205V247H207V246H205V245H201V247H199L198 245H196V243H192V242H190L189 240H190V238H191V240H192V238H195V234H196V232L199 230H197ZM262 231H263V234H264V226L262 227ZM43 230H45V229H43ZM59 230V229H58ZM187 230H188V227H187ZM217 230V231H216ZM260 230V229H259ZM47 231L48 230H46V233H47ZM55 231V230H54ZM60 231V230H59ZM62 231V230H61ZM221 231H223V233H224V231L225 230H221ZM64 232V231H63ZM184 233H185V231H183ZM56 233H57V235H56V237H54V235H53V238H48L47 237V239L45 238V239H43V241H44V245L45 246H47V252H46V257L48 256H50L51 258H52V262H54V264H66V256H67V252H68V250H69V243H71V242H69L70 241V239H69V241H67L66 239H65V235H66V233L65 234H63V236H61V234H60V232L58 233L57 231H56ZM55 233V234H56ZM82 233H83V231H82ZM187 233H188V231H187ZM216 233V234H215ZM179 234H180V232H179ZM254 234V237L252 238L251 237V241H249V252L248 253H246L245 255H243L242 253H241V250H237V251H234L233 253H232V256L234 255L235 256V258H236V260L239 258V257H242L241 255H243L244 257H243V259H245V264H264V240L263 239H261V240H258L259 239V237L258 236H260L261 237V235H259V233H254L253 232V230H252V235ZM41 235V234H40ZM220 235V234H219ZM208 236V235H207ZM46 237V236H45ZM177 237V236H176ZM185 237H184V239H185ZM220 238V237H219ZM229 238H230V236H229ZM236 238V237H235ZM234 238V239H235ZM254 238H258L257 240H253ZM14 239V238H13ZM111 239V238H110ZM115 239H117V238H115ZM124 239H125V237H124ZM189 239V240H188ZM238 239H239V237H238ZM238 239L237 240H235V246L234 247H237V246H240L241 244H243V242H242V238H241V240H240V242H238ZM121 240V239H120ZM123 240V239H122ZM231 240V239H230ZM233 240V239H232ZM112 241H113V239H112ZM237 241V242H236ZM201 242V241H200ZM203 242V241H202ZM230 242V241H229ZM234 242V241H233ZM247 242H248V240H247ZM116 243V240L114 241V243H112L113 245ZM226 243V242H225ZM10 245V244H9ZM120 244H118V246H119ZM207 245V244H206ZM216 245V244H215ZM221 245V244H220ZM32 246L34 247L33 249H32ZM205 246V247H204ZM210 246H212V245H210ZM165 247V246H164ZM212 247H214V245L212 246ZM218 247V246H217ZM217 247H215V248H217ZM240 247H242V246H240ZM124 248V247H123ZM233 248V247H232ZM244 248V247H243ZM246 248H248V247H246ZM115 249H117V247L115 248ZM129 249V248H128ZM211 249V248H210ZM29 250H30V253H29ZM48 250H49V252H48ZM125 250V249H124ZM131 250V249H130ZM221 250H223V249H221ZM226 250H227V248H226ZM246 250V249H245ZM213 251H215V250H213ZM128 252V251H127ZM132 252V251H131ZM227 252V251H226ZM244 252V251H243ZM48 253H50V255L48 254ZM128 253H130V252H128ZM133 253V252H132ZM198 253V254H197ZM32 254V253H31ZM48 254V255H47ZM209 255V254H208ZM44 256V255H43ZM110 256V255H109ZM175 256V255H174ZM112 257V256H111ZM225 257V256H224ZM128 258V257H127ZM173 258V257H172ZM203 258V256L201 257V259ZM199 259V258H198ZM222 259V258H221ZM220 259V260H221ZM227 259H229V258H227ZM231 259V258H230ZM242 259V258H241ZM126 260V259H125ZM210 260V259H209ZM223 260V262H224V260H226V259H222ZM51 261V260H50ZM100 262V261H99ZM168 262V261H167ZM194 262V261H193ZM197 262V261H196ZM208 262V261H207ZM210 262V261H209ZM208 262V263H209ZM98 263V262H97ZM211 263V262H210ZM222 263V262H221ZM84 264H89L88 262H85ZM104 264H106V262L104 263ZM170 264V263H169ZM215 264H216V262H215ZM218 264H219V262H218Z\"/></svg>", "mask_w": 264, "mask_h": 264}]
</instances>
